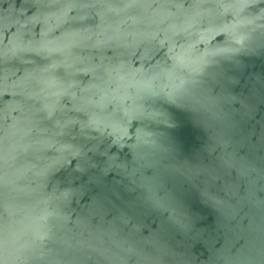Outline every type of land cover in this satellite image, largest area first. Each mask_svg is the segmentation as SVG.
Masks as SVG:
<instances>
[{"label": "water", "instance_id": "obj_1", "mask_svg": "<svg viewBox=\"0 0 264 264\" xmlns=\"http://www.w3.org/2000/svg\"><path fill=\"white\" fill-rule=\"evenodd\" d=\"M0 264H264V0H0Z\"/></svg>", "mask_w": 264, "mask_h": 264}]
</instances>
